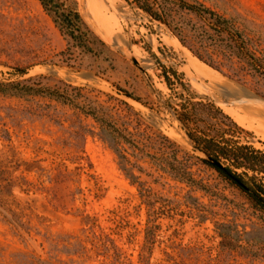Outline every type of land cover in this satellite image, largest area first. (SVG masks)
Masks as SVG:
<instances>
[{"label": "rangeland", "instance_id": "1", "mask_svg": "<svg viewBox=\"0 0 264 264\" xmlns=\"http://www.w3.org/2000/svg\"><path fill=\"white\" fill-rule=\"evenodd\" d=\"M74 1L106 47L75 49L69 65L59 57L68 41L40 1L0 0V81L44 75L82 87L133 133H163L191 154L176 110L212 100L243 129L241 143L264 150V78L201 61L134 0H104L108 10L97 0L95 14ZM221 1L255 23L264 48V0ZM122 146L127 160L107 128L70 105L0 93V185L11 192L0 206V264H264V214L241 190L195 159L209 188L199 190ZM149 221L158 228L145 250Z\"/></svg>", "mask_w": 264, "mask_h": 264}, {"label": "trees", "instance_id": "2", "mask_svg": "<svg viewBox=\"0 0 264 264\" xmlns=\"http://www.w3.org/2000/svg\"><path fill=\"white\" fill-rule=\"evenodd\" d=\"M52 17L68 47L59 57L69 65L78 62L75 49L81 54H95L96 47H106V43L90 28L77 8V2L69 5L68 0H38ZM153 21L166 25L197 58L217 69L229 68L247 72L254 77L264 78V48L260 32L255 23L238 11L228 14L221 0H134ZM210 2V3H209ZM212 2V3H211ZM27 73V70L21 71ZM46 77L39 75L19 81H0V93L14 97L40 96L70 105L93 117L107 128L113 149L120 158L122 145L132 150V156L149 159L162 172L175 180L199 190L209 188L195 176L193 160L214 169L222 179L241 190L254 207L264 214V150L239 141L238 134L243 129L214 101H190L181 111L176 110V118L181 122L193 152L185 151L176 141L163 133H133L127 122L119 123L111 113L83 94L82 87L71 84L50 86ZM128 97L139 100L129 93ZM203 153L216 161L208 162ZM0 206H5L11 192L6 193V185H0ZM150 197L149 190L142 191ZM147 204L150 206L151 202ZM151 216V214H150ZM148 222L145 236V250L155 243L153 229L157 225ZM151 224V225H150Z\"/></svg>", "mask_w": 264, "mask_h": 264}, {"label": "bare ground", "instance_id": "3", "mask_svg": "<svg viewBox=\"0 0 264 264\" xmlns=\"http://www.w3.org/2000/svg\"><path fill=\"white\" fill-rule=\"evenodd\" d=\"M86 2H87V4H88V6L91 8V10L93 11V13L95 14L96 13V5L98 4V1L97 0H85ZM96 1H97V3H96ZM100 2L102 3V5L106 8V5H105V3H104V0H100ZM117 5V7L118 8H120L121 9V6H118V4H116ZM107 10H108V8H106ZM103 10V9H102ZM99 12V11H98ZM97 12V13H98ZM100 14V13H99ZM97 15V14H96ZM105 15V14H104ZM98 16V15H97ZM107 17V16H106ZM107 20L110 22V23H112V24H118V20H117V18L114 16V15H112L111 16V18H107ZM112 34V33H111ZM210 77V76H209ZM233 88V87H232ZM229 89V88H228ZM230 90H236V89H230ZM239 92V91H238ZM240 113V112H239ZM239 120H241V118L239 117ZM240 122H242V120L240 121ZM243 123H244V119H243Z\"/></svg>", "mask_w": 264, "mask_h": 264}, {"label": "water", "instance_id": "4", "mask_svg": "<svg viewBox=\"0 0 264 264\" xmlns=\"http://www.w3.org/2000/svg\"><path fill=\"white\" fill-rule=\"evenodd\" d=\"M134 62L137 63V64H139V62L137 61V59H134ZM201 154H202L203 158L206 159L208 162H211L213 164H216V161H214L213 159H211L209 156H207V155H205L203 153H201Z\"/></svg>", "mask_w": 264, "mask_h": 264}]
</instances>
